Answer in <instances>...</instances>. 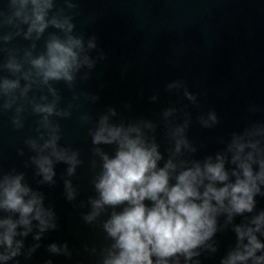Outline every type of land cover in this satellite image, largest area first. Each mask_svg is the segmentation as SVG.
<instances>
[{"label":"water","instance_id":"1","mask_svg":"<svg viewBox=\"0 0 264 264\" xmlns=\"http://www.w3.org/2000/svg\"><path fill=\"white\" fill-rule=\"evenodd\" d=\"M13 11L11 0H0V82L18 81L17 88L0 90V180L22 176L55 226L41 232L32 220L26 236L19 233L27 229L18 226L20 252L0 264H104L115 251L104 225L126 205H106L87 219L99 199L95 185L102 156L113 157L118 148L93 143L105 116L110 125L140 128L161 154L158 167L172 160L171 184L181 171L215 163L218 156L224 158L229 182H235L232 172L239 169L229 149L237 137L257 143L245 152L264 158V0H52L47 27L30 34V25L13 18ZM53 19L67 21L71 31L67 25L56 27ZM69 36L82 43L80 66L71 81L45 82L32 62L46 56L53 39ZM48 105L52 113L37 111ZM53 136L57 151L75 154L72 174V165L43 147ZM178 139L186 141L179 152ZM41 155L53 161L51 181L35 163ZM252 167L259 172L258 163ZM254 200L251 212L231 218L220 212L215 233L194 250L197 254L190 259L177 254L168 264H222L242 250L247 237L241 241L236 229L256 227L253 221L264 213V184ZM0 219L16 221L19 214L0 209ZM254 234L264 243V226Z\"/></svg>","mask_w":264,"mask_h":264},{"label":"clouds","instance_id":"2","mask_svg":"<svg viewBox=\"0 0 264 264\" xmlns=\"http://www.w3.org/2000/svg\"><path fill=\"white\" fill-rule=\"evenodd\" d=\"M11 5L14 9L12 17L30 25L29 34L43 32L47 27L46 15L52 7V0H11ZM51 23L59 28L67 25L68 31L72 28L67 21L61 23L53 19ZM80 49L81 41L71 36L66 41L53 39L47 45L46 56L32 63L45 82L50 79L71 81L72 73L81 63ZM8 67L19 70V65L10 63ZM17 87L18 81L0 82V90L5 93ZM37 111L50 114L53 106H38ZM182 131L178 129L177 133ZM56 140L57 137L53 136L43 147L51 148L57 160L72 165L68 169L72 174L78 163L76 156L57 151ZM93 143H115L118 148L113 157L102 156L103 171L95 185L99 199L93 201L94 212L87 219H94L106 205H126L123 211L114 212L104 225L115 241V251L109 252L104 264H154L153 257L156 258L155 264H168V258L177 254L190 259L197 254L194 250L215 233L216 216L222 211L228 212L229 218L232 214L251 212L254 197L260 192V185L264 184V158L257 160L259 153L245 152L246 148L256 149L257 143L246 142L242 137H237L229 149L233 152V163L239 169L232 172L235 182H229L224 158L218 156L215 163L209 160L203 167L196 163L194 167L181 171L175 177V184H171L172 173L176 169L172 160L164 167H158L161 154L154 143L147 142L140 128L110 125L106 116L100 120ZM185 143L178 139L176 151L179 152ZM33 147L37 145L33 143ZM35 163L44 180L51 181L55 173L49 156L41 155ZM253 163L259 164V172L254 173ZM22 179V176H5L0 180V209L19 214L16 221L0 219V248H4V252H0V262L19 254L22 242L15 240L18 226L27 229L19 233L25 236L31 231L32 220L39 222L41 232L55 226L51 223L52 213L43 207L42 198L22 184ZM217 184L223 186L217 187ZM67 187L71 199V184L68 183ZM145 201H150L151 206ZM253 223L256 225L254 229L237 227L238 238L243 241L247 237L248 242L242 250L231 253L222 264H247L250 259L253 264H264V255H256L264 250V243L254 234L264 226V213ZM51 250L59 251L55 245Z\"/></svg>","mask_w":264,"mask_h":264}]
</instances>
